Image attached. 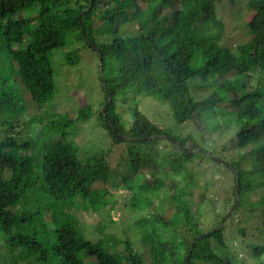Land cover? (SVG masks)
Returning a JSON list of instances; mask_svg holds the SVG:
<instances>
[{
    "label": "trees",
    "instance_id": "trees-1",
    "mask_svg": "<svg viewBox=\"0 0 264 264\" xmlns=\"http://www.w3.org/2000/svg\"><path fill=\"white\" fill-rule=\"evenodd\" d=\"M220 1L94 0L92 5V0H0V264H240L226 245L223 220L237 203L233 213L247 206L248 213L264 220V196L257 203L250 199L264 191V0L248 1L244 25L250 34L239 44L226 42V24L217 12ZM132 23L137 30L124 31ZM81 45L96 52L100 64L102 57L103 106L111 97L99 116L102 126L114 144L131 145L123 188L110 186L105 153L81 159L65 139L30 140L39 124L57 128L76 122L46 120L43 110L56 96L52 52L69 47L65 61L75 66ZM197 79L201 85L193 84ZM126 89L168 103L177 125L190 122L203 131L207 117L218 115L229 123L219 128L234 136L218 152L201 131L199 136L172 134L142 112L137 101L127 124L118 111ZM78 114L86 122L85 111ZM161 145L173 151L159 161ZM230 151L226 165L214 159L216 152ZM208 158L233 173L225 197L211 200L229 208L214 213L213 229L200 223L207 216L208 185H202L197 199L190 188L199 186L197 173L187 165ZM138 174L145 183L133 201L143 199L149 211L139 219L142 253L130 241L117 240L110 243L123 244V252H108L103 242L85 238L78 214L56 204L81 197L94 207L101 193L100 206L105 205L108 194L112 199L133 192L137 185L128 178L138 181ZM171 208L180 222L165 217ZM253 255L263 264L264 245L253 246Z\"/></svg>",
    "mask_w": 264,
    "mask_h": 264
},
{
    "label": "rangeland",
    "instance_id": "rangeland-1",
    "mask_svg": "<svg viewBox=\"0 0 264 264\" xmlns=\"http://www.w3.org/2000/svg\"><path fill=\"white\" fill-rule=\"evenodd\" d=\"M248 1L249 0H235L234 4H232L229 0H223L217 4L218 15L226 24V42L228 44H239L244 41L243 39L249 38L250 31L247 26L244 25L248 14ZM238 12L241 13V16H239ZM137 28V23H132L130 25H125L124 31L134 32ZM69 51L68 47L57 49L52 52V60L55 69L56 96L53 102L48 104L43 110V116L46 120L62 118V122L69 119L70 121L76 120V122L67 124L62 123V126L57 128L54 126L49 128L46 124H39L37 125L38 127L36 126L37 128L35 127L36 130L35 128L33 129L34 135L30 140L39 138L40 141L43 142L48 140V138L56 140L65 139L74 146L77 155L81 159L99 153H105L112 171V176L109 181L110 186L123 188V178L129 169L130 160L132 158L130 154L131 145L125 141L114 144L110 138L109 132L102 126V121L99 116L104 108L105 93L101 84L98 55L93 50L84 49L83 45H81L79 47V63L75 66H70L65 61V56ZM193 84L201 85L202 83L200 79H197ZM252 84L257 86V80H253ZM191 88L193 89L192 86ZM131 90H125L128 91V95H125V93L120 94L118 104L119 114L121 118L125 121L127 120V124L132 120L130 108L134 107L137 101V106L141 108L142 112L172 134L186 136L194 132L195 135L197 134L196 136H199L203 133L207 139L209 138V145L218 147V152L221 151L220 149L222 146L229 144V140L234 136V131L227 133L222 131V128H219L220 124L227 125L228 122L225 123L224 120L219 119L218 115L214 116L211 114L207 117L208 119L205 120L206 125H202L203 131L196 128L190 122L184 125H177L173 119L172 110L168 103H163L156 97H145L139 94L133 95V91ZM199 94H201V92H199ZM26 100L29 101L27 98ZM228 108L230 111L232 110L231 107ZM82 110L85 111L88 117L86 122L83 121L80 114H78ZM123 114L124 117L122 116ZM214 117H218L219 120L216 118L214 119ZM39 122L41 121L38 120L37 123ZM51 130L54 132L51 133ZM198 131H201V133ZM160 144H165V142L162 141ZM229 146L231 148V144ZM158 147L160 151L156 156L159 161H162V155L165 153L170 154L173 151L171 147L164 148L162 145ZM34 152H38V146L35 147L32 154H34ZM218 152L216 153L219 156H214V159L226 165L224 161L230 158L229 156L232 155V152L226 153L227 155L219 154ZM182 163L185 164L186 162L183 160ZM160 164L161 162L157 165V169L162 167V164L161 167ZM187 165L190 167L191 171L197 173V178L194 177V179L199 181L196 183L199 186L195 185L190 187L196 190L195 196L197 199L202 193V188H204L202 185H208V191L206 193L210 200H207L208 204L205 206V208H207V216L202 222L200 221V223L207 229H213L215 224L213 221L214 213H217V215L226 213L229 208H227V206H222L220 203H212L211 200H217V195L225 197L224 188L230 187L233 173L231 170L216 164L209 158L206 160L197 159L193 164L188 163ZM149 170H146V172L150 173ZM191 171L188 172L189 178L193 177ZM139 176L140 174L137 176L138 181H135L134 177L131 178V176L128 178L129 184L137 185H135L136 187L133 192L128 191L125 194L121 192L112 199V194H108L109 198L105 197L103 201L105 205L100 206L99 200H103L100 196L101 193L98 194L97 205L94 207L88 206L81 197L72 200L67 204L68 206L59 201H57L58 203L56 204L58 206L62 205L63 209L69 210L72 214H78L75 217L79 219L81 231L84 233L85 238L94 243L103 242V246L108 252H123L125 248L123 244L119 242L110 243L111 240H117L130 241L135 246V250L142 253L144 247L141 236L144 228L141 227L142 224H139V219L143 216L148 217L149 211L145 210V206L147 205L143 203V199H136L133 201L134 197L141 193V189L138 187L145 183V179ZM146 177L147 179H151V173L150 175L147 174ZM263 196L264 191L258 190L252 193L250 199L257 203L256 201L262 200ZM27 198L28 196H26V199ZM248 199L249 197H246L244 202L246 203ZM237 207L238 205L236 204L232 213ZM171 209L167 211L165 217L180 222L181 220L175 216V210L173 208ZM248 209L247 206L241 207L237 213H231L230 217L225 220V242L232 251V253H230L233 254V256L235 255L234 259L240 264H260V256H252V254L253 246L264 245V220L262 215L252 216L248 213ZM241 229L245 231L244 235L241 233ZM261 262L264 264V255Z\"/></svg>",
    "mask_w": 264,
    "mask_h": 264
},
{
    "label": "water",
    "instance_id": "water-1",
    "mask_svg": "<svg viewBox=\"0 0 264 264\" xmlns=\"http://www.w3.org/2000/svg\"><path fill=\"white\" fill-rule=\"evenodd\" d=\"M93 3H94V0H92V5H93ZM79 21H80V23H81L82 30H83V38H84L85 42L88 43V41H87V35H86V30H85V27H84L83 22H82V14L79 16ZM88 44H89V43H88ZM93 48H94L95 50L99 51L98 48H96V47H93ZM100 62H101V64H100V70H101V69L103 68L102 57H100ZM104 86L106 87V84H105V83H104ZM108 98H109V102H110V101H111V97H110V95H108ZM109 102L104 106V108L102 109V112L105 111V109L107 108ZM126 139H127V138H126ZM238 179H239V178H238ZM239 195H240V182H238V188H237V196H238V199H239ZM237 204H238V203H237ZM234 208H235V207H233V208L228 212L227 216H226L225 219L223 220V223H224L225 220L231 215V213H232V211L234 210ZM223 223H222V225H223ZM194 244H195V243H194ZM194 244H193V246H192V248H191V250H190V254H189V256H188V259L190 258L191 254H192V252H193Z\"/></svg>",
    "mask_w": 264,
    "mask_h": 264
},
{
    "label": "clouds",
    "instance_id": "clouds-1",
    "mask_svg": "<svg viewBox=\"0 0 264 264\" xmlns=\"http://www.w3.org/2000/svg\"><path fill=\"white\" fill-rule=\"evenodd\" d=\"M226 216H227V215H226ZM229 217H230V216H229ZM229 217H228V218H229ZM228 218H227V219H228Z\"/></svg>",
    "mask_w": 264,
    "mask_h": 264
}]
</instances>
